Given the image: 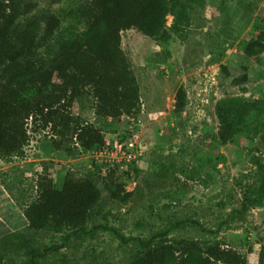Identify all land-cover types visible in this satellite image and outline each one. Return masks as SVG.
Here are the masks:
<instances>
[{
	"label": "rangeland",
	"instance_id": "obj_1",
	"mask_svg": "<svg viewBox=\"0 0 264 264\" xmlns=\"http://www.w3.org/2000/svg\"><path fill=\"white\" fill-rule=\"evenodd\" d=\"M89 0H38L36 12L50 9L61 19L56 40L86 29L79 9ZM165 28L149 37L122 32V48L140 87V108L119 119L94 114L95 98L86 90L70 109L75 119L102 129L107 150L80 152L73 142L54 147L50 129L30 130L23 157L0 159V264H24L28 251L18 239L41 249L56 248L38 264H129L141 251L125 237L176 243L216 241L256 264L264 250V201L243 214L244 192L259 183L264 164V0H168ZM188 20L176 33L177 13ZM187 92L184 111L176 94ZM231 100L245 108L237 133L227 143L216 138V105ZM65 148V147H64ZM120 165L127 201L103 190L87 233L30 229L25 207L38 195V179L49 174L61 187L68 171L93 178L103 189L108 166ZM243 210V209H242ZM232 214L233 217L231 216ZM17 238H5L8 235Z\"/></svg>",
	"mask_w": 264,
	"mask_h": 264
},
{
	"label": "trees",
	"instance_id": "obj_2",
	"mask_svg": "<svg viewBox=\"0 0 264 264\" xmlns=\"http://www.w3.org/2000/svg\"><path fill=\"white\" fill-rule=\"evenodd\" d=\"M37 6L38 0H0V159L4 161L25 155L30 130L50 129L56 137L54 147L68 152L72 151L64 146L67 141L80 152L105 148L102 129L75 119L70 111L73 102L88 90L95 98L94 114L99 118L119 119L136 112L141 103L140 87L122 48V32L135 30L156 36L165 28L170 11L168 0H89L79 9L85 31L56 40L60 17L50 9L36 12ZM187 20V7L182 4L173 31H183ZM186 104L187 92L182 86L176 94V112L184 111ZM245 112L231 100L216 105V138L220 142L225 144L233 138ZM254 163L258 165L259 183L244 192L242 208L234 214H243L264 201V164L260 158ZM120 170L118 164L107 167L103 189L93 178L73 171L66 173L61 187L54 185L49 174L42 175L36 199L23 213L29 228L86 234L103 190L113 200L127 201L132 196L120 180V175L129 172L118 175ZM117 234L123 243L132 242L141 248L129 264H248L243 253L220 241L205 246L188 239L155 243ZM16 244L30 255L24 264H38V258L59 248L41 251L23 239ZM256 264H264V250Z\"/></svg>",
	"mask_w": 264,
	"mask_h": 264
},
{
	"label": "built area",
	"instance_id": "obj_3",
	"mask_svg": "<svg viewBox=\"0 0 264 264\" xmlns=\"http://www.w3.org/2000/svg\"><path fill=\"white\" fill-rule=\"evenodd\" d=\"M106 150H107V148L105 147V148L101 149L100 151L106 152Z\"/></svg>",
	"mask_w": 264,
	"mask_h": 264
}]
</instances>
